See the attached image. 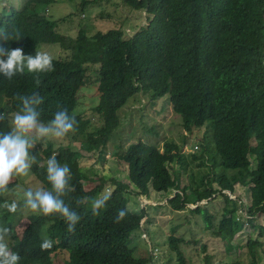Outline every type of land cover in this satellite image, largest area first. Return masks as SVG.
Here are the masks:
<instances>
[{
    "label": "trees",
    "instance_id": "16d2710c",
    "mask_svg": "<svg viewBox=\"0 0 264 264\" xmlns=\"http://www.w3.org/2000/svg\"><path fill=\"white\" fill-rule=\"evenodd\" d=\"M122 2L147 15V25L130 37L122 28L92 37L80 29L76 37H63L57 22L48 16L54 0H23L21 7L0 2V47H19L24 54L34 55L41 45H59L67 55L54 58V71L39 74V84L36 74L27 71L10 81L0 74V112L7 117L0 129L11 127V118L20 107L18 93L39 92L45 122L58 108L75 115L77 131L65 138L68 144L56 147L52 142L46 146L37 142V164L29 178L41 187H50L46 161L57 154V160L71 169L73 191L68 202L81 216L75 232L68 233L58 218L49 223L48 218L23 208L14 215L0 210V224L12 229L9 246L21 256L20 264H151L153 257L137 258L138 247L133 246V237L148 218L147 211L139 205L130 210L129 203L132 196L148 199L153 190L163 193L172 211L184 210L189 204L184 199L189 195L208 204L222 198L224 208L218 222L206 206L191 212L202 218L207 231L226 243H232L245 224L258 230L259 238H250L247 244L250 264H258L264 237V227L255 224L256 218L264 215V0ZM89 4L84 0L80 8ZM3 34L10 39L5 40ZM16 35L22 36L19 41L12 39ZM91 69L99 92V103L92 109L98 127L92 115L77 111L79 93L90 85ZM142 94L153 102L169 100L185 132L206 128L211 138L200 144L192 163L186 162L174 142L166 143L163 150L141 141L132 143L125 151L121 148V153H114L119 163L128 166L129 183L110 179L107 192V180L99 177L94 188L86 189L91 178L81 168L83 154L72 143L81 141L102 159L121 127L122 111ZM175 164L180 169L172 173ZM186 167L191 170L190 182L182 186ZM17 183L20 180L14 179L0 202H11L12 194L22 202L28 188L20 193ZM237 185L251 193L245 214L239 200L232 198ZM106 195L111 197L106 207L93 215L92 200ZM121 209H126L127 215L116 223ZM23 215L28 224L20 234L16 227ZM44 238L54 242L52 249L41 251ZM191 243L174 234L168 238L178 264H186L182 245ZM206 251L203 246V253ZM59 252L67 253L68 258L55 262ZM212 259L205 254V264H212Z\"/></svg>",
    "mask_w": 264,
    "mask_h": 264
},
{
    "label": "rangeland",
    "instance_id": "374dc122",
    "mask_svg": "<svg viewBox=\"0 0 264 264\" xmlns=\"http://www.w3.org/2000/svg\"><path fill=\"white\" fill-rule=\"evenodd\" d=\"M83 1L54 0V3L48 8L49 18L57 22V31L63 37H76L80 29L92 37L98 32H108L116 28H122L130 37L147 25V15L139 11H132L124 5L122 0H87L91 4L85 9H81ZM0 2L5 6L16 7H21L23 4V0H0ZM39 51H46L55 59L67 56L59 45H41ZM93 71L91 69L88 73L90 85H86L79 93L78 113L92 115V109L99 103L98 84L95 82L96 76ZM171 107V103L167 99L153 102L149 95L137 96L122 111L121 127L116 131L114 139L108 143L106 154L102 159L98 157V153H91L81 141L73 142L74 149L83 154V158L80 160L81 168L91 178V181L86 184V189L94 188L99 183V177L107 180V192L110 190V179L115 178L129 183L128 166L119 163L115 159L114 153H121L128 145L140 141L157 146L160 150H163L166 143L174 142L180 146L182 153L186 156V162L192 163V155L199 154L200 144H204L205 140L211 138V135L207 136L206 128H196L192 133L185 132L180 116L173 113ZM91 117L95 118L94 125L98 127L97 117L93 115ZM47 142L54 143L56 147L69 143L67 139L63 141L49 139ZM47 142L41 144L46 146ZM173 168L175 170L172 173L180 169L176 164L173 165ZM203 171H205L204 168ZM193 172L196 173L197 170L193 169ZM182 173V186L188 185L191 170L186 167ZM29 176L32 177L31 172L27 177L16 178L21 182L17 183L15 187L18 192L22 193L27 188L41 187L39 183L34 184ZM235 188L236 191L232 198L239 200L241 212L245 214V209L251 204V193L249 188L243 185H237ZM173 192L171 191V194ZM162 194L151 190L148 199L132 196L130 200V210L137 209V205H139L140 208H145L148 214V218L142 222V230L133 237V246L138 247L137 258L153 257L154 261L151 264H178L175 253L168 245V238L174 234L192 242L189 245H182L186 264H205V254L213 257L212 264L251 263L247 244L250 238L252 240L259 238L258 230H253L248 224H245L242 233L238 234L232 243H226L207 231L202 218L191 212L198 206H206L209 212L215 215L216 222H218L224 208L222 198L214 199L208 204V202L198 203L195 196L189 195L184 199L189 203L184 210L172 211L166 202L167 199ZM11 199L17 201L19 197L12 194ZM27 224L28 220L23 215L20 223L17 224V232L21 234ZM255 224L264 227V215L257 217ZM262 242L263 247L258 250V264H264V237ZM203 246L207 247L205 253H203ZM67 258V253L59 252L54 260L58 262Z\"/></svg>",
    "mask_w": 264,
    "mask_h": 264
},
{
    "label": "clouds",
    "instance_id": "9594fccd",
    "mask_svg": "<svg viewBox=\"0 0 264 264\" xmlns=\"http://www.w3.org/2000/svg\"><path fill=\"white\" fill-rule=\"evenodd\" d=\"M21 37L16 35L12 39L19 41ZM3 38L10 39L5 34ZM53 61L54 57L46 51L26 55L19 47H0V74L9 81L27 71L36 74V82L39 84V74L54 71ZM16 99L20 107L11 118V127L0 129V197H5L10 191L9 186L14 179L27 177L33 165L37 164L34 154L37 142L45 143L49 139L63 141L77 131L75 115H70L65 108H58L47 122L41 119V105L44 101L38 91L31 94L18 93ZM6 119L5 113L0 112V123ZM46 179L50 187L28 188L23 193L22 202H9L5 199L0 202V210L14 215L23 208L33 215L48 218L49 223L58 218L65 223L68 233H74L81 216L68 202L73 191L72 173L67 164L62 165L57 160V154L46 161ZM110 198V195H106L93 199V215H99ZM126 215V209H121L115 222L119 223ZM11 235L12 229L0 224V264H20L21 256L9 246ZM53 243L51 239L44 238L40 244L41 251L52 249Z\"/></svg>",
    "mask_w": 264,
    "mask_h": 264
}]
</instances>
